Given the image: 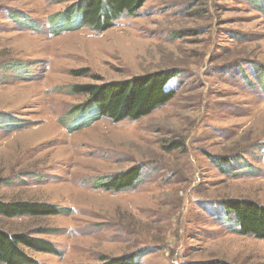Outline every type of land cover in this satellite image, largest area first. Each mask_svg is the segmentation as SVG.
<instances>
[{
    "label": "rangeland",
    "instance_id": "1",
    "mask_svg": "<svg viewBox=\"0 0 264 264\" xmlns=\"http://www.w3.org/2000/svg\"><path fill=\"white\" fill-rule=\"evenodd\" d=\"M79 2L0 0V204L53 212L0 233L47 243L19 246L37 264H264L223 207L264 208V0H146L101 32ZM159 72L174 95L135 121L78 109L75 87Z\"/></svg>",
    "mask_w": 264,
    "mask_h": 264
},
{
    "label": "trees",
    "instance_id": "2",
    "mask_svg": "<svg viewBox=\"0 0 264 264\" xmlns=\"http://www.w3.org/2000/svg\"><path fill=\"white\" fill-rule=\"evenodd\" d=\"M146 2V0H80L75 4L73 14L81 19V24L90 26L94 31L101 32L111 27L113 22L124 13L133 15ZM70 10V11H72ZM80 10V11H79ZM85 20L88 22L85 24ZM258 69L253 73L256 74ZM256 77V76H255ZM175 78L167 72L153 73L137 79L136 81L122 84H109L105 87H75L76 93L91 96L88 101L80 105L79 110L96 107L100 117H108L111 122L118 123L124 119L135 121L167 103L174 92L165 90ZM99 95V96H98ZM97 103V104H95ZM90 106V107H89ZM85 109V110H86ZM139 175V168L135 167L125 173L112 175L107 183L101 185L106 191L121 192L134 185ZM43 207V208H42ZM37 206L29 203L0 204V214L3 217L14 218L37 213L52 214L47 212L45 206ZM223 207L234 215V224L237 233L264 240V208L249 202L223 203ZM42 209V211H39ZM39 244V245H37ZM41 252H49L47 243L36 239H29L25 235L13 234L7 236L0 233V264H37L27 256L19 246ZM42 245V246H40ZM45 247V248H43ZM120 259H112L101 264H132ZM203 264H228L224 262H210Z\"/></svg>",
    "mask_w": 264,
    "mask_h": 264
},
{
    "label": "bare ground",
    "instance_id": "3",
    "mask_svg": "<svg viewBox=\"0 0 264 264\" xmlns=\"http://www.w3.org/2000/svg\"><path fill=\"white\" fill-rule=\"evenodd\" d=\"M95 162V161H94Z\"/></svg>",
    "mask_w": 264,
    "mask_h": 264
}]
</instances>
